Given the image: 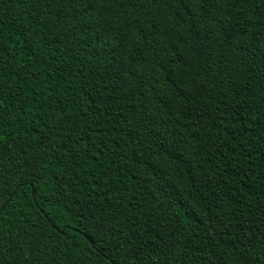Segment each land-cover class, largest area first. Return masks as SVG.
Returning <instances> with one entry per match:
<instances>
[{
  "label": "trees",
  "instance_id": "trees-1",
  "mask_svg": "<svg viewBox=\"0 0 264 264\" xmlns=\"http://www.w3.org/2000/svg\"><path fill=\"white\" fill-rule=\"evenodd\" d=\"M111 260L264 264V0H0V264Z\"/></svg>",
  "mask_w": 264,
  "mask_h": 264
},
{
  "label": "water",
  "instance_id": "water-1",
  "mask_svg": "<svg viewBox=\"0 0 264 264\" xmlns=\"http://www.w3.org/2000/svg\"><path fill=\"white\" fill-rule=\"evenodd\" d=\"M35 195H36V190L33 189V197H34V198H35ZM2 208H4V206H3ZM54 228H55L56 230L59 229L57 226H54ZM61 233L64 234L65 232H64V231H61ZM86 237H87V239L90 241L91 245L95 247V242H94L90 237H88V236H86ZM111 262H112L113 264H119V263H117V262L114 261V260H111Z\"/></svg>",
  "mask_w": 264,
  "mask_h": 264
}]
</instances>
